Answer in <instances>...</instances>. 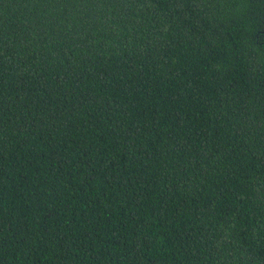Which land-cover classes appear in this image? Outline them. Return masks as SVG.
<instances>
[{
    "label": "trees",
    "instance_id": "1",
    "mask_svg": "<svg viewBox=\"0 0 264 264\" xmlns=\"http://www.w3.org/2000/svg\"><path fill=\"white\" fill-rule=\"evenodd\" d=\"M0 264H264V0H0Z\"/></svg>",
    "mask_w": 264,
    "mask_h": 264
}]
</instances>
